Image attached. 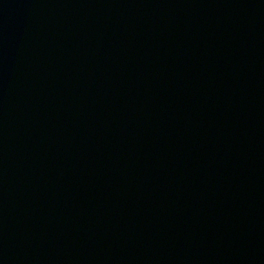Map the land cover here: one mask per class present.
<instances>
[{"label": "water", "instance_id": "95a60500", "mask_svg": "<svg viewBox=\"0 0 264 264\" xmlns=\"http://www.w3.org/2000/svg\"><path fill=\"white\" fill-rule=\"evenodd\" d=\"M0 264H264V0H0Z\"/></svg>", "mask_w": 264, "mask_h": 264}]
</instances>
